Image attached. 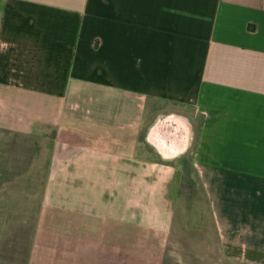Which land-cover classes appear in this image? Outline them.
<instances>
[{
  "label": "crops",
  "instance_id": "obj_1",
  "mask_svg": "<svg viewBox=\"0 0 264 264\" xmlns=\"http://www.w3.org/2000/svg\"><path fill=\"white\" fill-rule=\"evenodd\" d=\"M39 124L79 214L170 227L186 155L223 259L264 264V0H0V127Z\"/></svg>",
  "mask_w": 264,
  "mask_h": 264
},
{
  "label": "rangeland",
  "instance_id": "obj_2",
  "mask_svg": "<svg viewBox=\"0 0 264 264\" xmlns=\"http://www.w3.org/2000/svg\"><path fill=\"white\" fill-rule=\"evenodd\" d=\"M56 132L49 124L29 131L0 127V264H231L221 255L186 155L170 227L116 223L111 229L109 216L96 219L73 208L76 187L49 178ZM63 192L73 194L72 207L59 198Z\"/></svg>",
  "mask_w": 264,
  "mask_h": 264
}]
</instances>
